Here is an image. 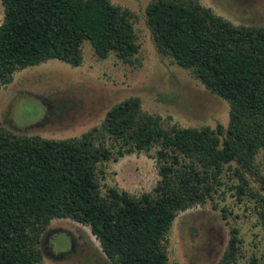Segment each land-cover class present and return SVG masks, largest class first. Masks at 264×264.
Masks as SVG:
<instances>
[{
  "label": "trees",
  "instance_id": "1",
  "mask_svg": "<svg viewBox=\"0 0 264 264\" xmlns=\"http://www.w3.org/2000/svg\"><path fill=\"white\" fill-rule=\"evenodd\" d=\"M2 4L0 90L18 71L50 60L82 66L86 43L101 60L114 54L134 64L140 53L134 14L110 0ZM145 14L158 52L229 103L228 126L166 127L139 98L112 107L80 138L19 135L0 124V264H40L56 219L90 227L113 264H171L166 244L179 213L214 201L232 164L243 181L237 195L245 196L241 170L257 172L260 153L264 162V26H235L198 0H154ZM151 152L160 176L152 192L103 194V163ZM252 194L264 230V197ZM242 242L233 227L219 264H240ZM248 264L261 263L253 256Z\"/></svg>",
  "mask_w": 264,
  "mask_h": 264
},
{
  "label": "rangeland",
  "instance_id": "2",
  "mask_svg": "<svg viewBox=\"0 0 264 264\" xmlns=\"http://www.w3.org/2000/svg\"><path fill=\"white\" fill-rule=\"evenodd\" d=\"M110 1L134 14V28L141 46L134 64H126L114 54L101 60L86 43L80 67L50 60L18 71L13 82L0 90V124L19 135L48 140L80 138L100 126L112 107L139 98L143 111L160 116L166 127L215 129L221 124L226 128L230 120L229 103L208 91L189 70L158 52L145 14L154 0ZM198 1L235 26H264V0ZM4 15L0 0V24ZM154 153L133 154L117 163H103L100 166L104 172L100 175L103 194L110 187L135 197L152 192L160 180ZM255 166V173L241 170L247 185L245 196L237 195L235 186L243 181L235 172L237 164H232L214 201L179 213L166 244L171 264H219L233 227L239 229L243 241L240 264H248L253 256L264 264L260 203L252 196L254 193L264 197L262 153L257 156ZM41 247L44 257L40 264H113L90 227L70 219L53 220Z\"/></svg>",
  "mask_w": 264,
  "mask_h": 264
}]
</instances>
